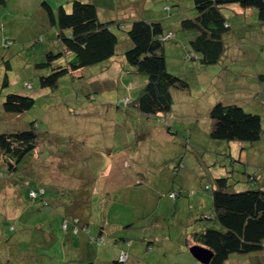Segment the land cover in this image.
Masks as SVG:
<instances>
[{
    "label": "rangeland",
    "instance_id": "rangeland-1",
    "mask_svg": "<svg viewBox=\"0 0 264 264\" xmlns=\"http://www.w3.org/2000/svg\"><path fill=\"white\" fill-rule=\"evenodd\" d=\"M44 1L54 9L71 3L0 5V132L36 121L47 135L15 173L0 161V264H111L123 251L125 264H204L186 237L219 226L199 218L212 213L215 178L229 176L235 190L264 188V133L254 142L210 134L218 101L259 113L264 129V82L256 79L264 72V23L253 8L225 6L226 52L206 65L188 53L190 34L181 27L196 14L193 0H93L101 21L139 9L175 34L164 44L168 70L190 87L172 89L170 113L148 116L134 105L147 76L126 62L130 39L117 25L112 59L63 75L56 87L41 86L52 70L35 64L60 49ZM9 93L30 95L35 104L6 113ZM81 200L89 206L76 209ZM224 264H264V252L233 253Z\"/></svg>",
    "mask_w": 264,
    "mask_h": 264
},
{
    "label": "trees",
    "instance_id": "trees-1",
    "mask_svg": "<svg viewBox=\"0 0 264 264\" xmlns=\"http://www.w3.org/2000/svg\"><path fill=\"white\" fill-rule=\"evenodd\" d=\"M6 2L0 0V5ZM69 2V7L61 3L56 9L47 1L43 2L51 23L58 28L56 39L60 49L47 51L45 61L35 64L38 68L51 67L52 70L41 75V86L56 87L63 75L112 59L119 44V35L112 26L117 25L130 39V47L123 53L126 62L147 76L145 86L134 101L135 107L148 116L170 113L174 100L172 89H188L190 82L168 70L164 44L174 35L164 27L162 20L145 18L136 12L120 20L101 21L98 5L93 0ZM193 3L196 14L182 19L181 27L190 34L189 45L193 52L190 56L206 65L221 62L226 52L224 35L229 32L231 23L222 11L225 6L238 4L253 8L258 20L264 23V0H193ZM256 79L264 82V72L257 73ZM7 83L5 76L3 84ZM34 104L35 98L30 95L9 93L5 96L3 110L22 113ZM210 116L214 120L210 134L216 139L254 142L264 133L261 115L246 111L237 102H216ZM36 124L31 121L25 128L0 132V161L10 174L15 173L19 163L47 137ZM168 130H172L170 126ZM181 163L179 159L176 166ZM214 184L212 213L199 218H208L219 226L192 233V240L214 252L210 262L213 264H224L233 253L264 252V188L235 190L229 176L215 178ZM79 205L84 208L89 203L81 200L73 204ZM125 262L117 258L111 264Z\"/></svg>",
    "mask_w": 264,
    "mask_h": 264
},
{
    "label": "water",
    "instance_id": "water-1",
    "mask_svg": "<svg viewBox=\"0 0 264 264\" xmlns=\"http://www.w3.org/2000/svg\"><path fill=\"white\" fill-rule=\"evenodd\" d=\"M192 255L201 263L208 264L211 262L214 252L200 244H194L190 247Z\"/></svg>",
    "mask_w": 264,
    "mask_h": 264
},
{
    "label": "crops",
    "instance_id": "crops-1",
    "mask_svg": "<svg viewBox=\"0 0 264 264\" xmlns=\"http://www.w3.org/2000/svg\"><path fill=\"white\" fill-rule=\"evenodd\" d=\"M99 7V6H98ZM98 12H99V10H98ZM138 12H139V9H138ZM242 11H240L239 13H241ZM250 12H252L251 14H253V11H250ZM123 13V15H120L121 17H123V18H126L127 17V15H128V12L127 11H125V12H122ZM140 13H143V10L141 9L140 10ZM175 35V34H174ZM189 53H191V54H193V52L192 51H190ZM79 206H81V205H79ZM78 208H80V207H76V209H78ZM132 223V222H131ZM130 223V224H131ZM123 239H125L126 240V238H123ZM186 240H187V243H188V245H190V247L192 246V245H194V244H197V243H195L193 240H192V234H190V235H188L187 237H186ZM132 244H133V242H128V246L130 247L128 250L132 253L133 252V248H132ZM149 247H153L152 246V240H150V241H148V243H147V249L149 248ZM123 252H125V253H127L126 251H123ZM127 255H128V253H127ZM128 259H129V257L127 258V260L126 261H128ZM199 261V260H198ZM200 262V261H199ZM190 264H195V263H190Z\"/></svg>",
    "mask_w": 264,
    "mask_h": 264
},
{
    "label": "built area",
    "instance_id": "built-area-1",
    "mask_svg": "<svg viewBox=\"0 0 264 264\" xmlns=\"http://www.w3.org/2000/svg\"><path fill=\"white\" fill-rule=\"evenodd\" d=\"M127 258H128L127 253L123 252V253L121 254V258H120V259H121L122 261H126Z\"/></svg>",
    "mask_w": 264,
    "mask_h": 264
}]
</instances>
